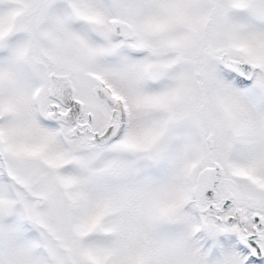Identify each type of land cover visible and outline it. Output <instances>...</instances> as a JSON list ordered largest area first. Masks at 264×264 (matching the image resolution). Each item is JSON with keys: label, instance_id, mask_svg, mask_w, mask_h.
<instances>
[{"label": "snow or ice", "instance_id": "obj_1", "mask_svg": "<svg viewBox=\"0 0 264 264\" xmlns=\"http://www.w3.org/2000/svg\"><path fill=\"white\" fill-rule=\"evenodd\" d=\"M0 264H264V0H0Z\"/></svg>", "mask_w": 264, "mask_h": 264}]
</instances>
